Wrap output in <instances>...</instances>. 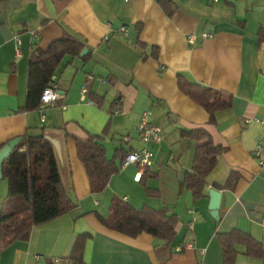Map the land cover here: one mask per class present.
Returning <instances> with one entry per match:
<instances>
[{
	"label": "crops",
	"instance_id": "obj_1",
	"mask_svg": "<svg viewBox=\"0 0 264 264\" xmlns=\"http://www.w3.org/2000/svg\"><path fill=\"white\" fill-rule=\"evenodd\" d=\"M260 31L264 0H0V164L14 142L42 132L75 205L34 227L27 241L4 249L0 264H69L79 236H86L83 264H222L217 235L231 230L248 234L264 249ZM64 35L79 41L89 58L64 59L52 80L64 98L45 110L43 120L37 112H19L25 105L31 49L45 51ZM178 76L231 95L230 107L215 111L209 121V114L179 90ZM83 87L87 92L82 99ZM92 95L104 98L101 107ZM118 99L119 108L110 114ZM143 112L161 130L149 169L155 177L145 183L158 196L146 195L139 184L143 171L136 165L120 169L100 194H91L74 139L100 136L109 123L103 137L106 158L117 151L119 163V156L143 147L136 136ZM196 129L205 130L225 151L206 178L204 195L194 202L180 186L191 169L195 143L180 132ZM127 136L129 142L123 143ZM231 173L239 178L227 190ZM212 191L220 195L215 213L210 209ZM6 193V181L0 178V208ZM114 196L135 210L165 208L174 214L178 222L171 243L102 226L96 215L107 216ZM237 251L235 264H264V254L250 258L243 247Z\"/></svg>",
	"mask_w": 264,
	"mask_h": 264
},
{
	"label": "trees",
	"instance_id": "obj_2",
	"mask_svg": "<svg viewBox=\"0 0 264 264\" xmlns=\"http://www.w3.org/2000/svg\"><path fill=\"white\" fill-rule=\"evenodd\" d=\"M136 30L139 34L141 26L138 25ZM258 39L264 43L263 31L258 33ZM136 46L142 49L145 47L139 40L136 41ZM83 50L84 46L79 41L66 35L50 43L45 51L34 46L28 57L25 105L19 112H37L43 89L52 82L64 59L70 57L86 61L89 55H81ZM156 54L157 50L153 49L152 56L155 57ZM177 85L185 96L209 114V121H212L215 111L231 105V95L191 84L182 76L177 77ZM90 98L97 106L103 105L104 98L95 95ZM119 101L118 99L111 104L110 114L119 108ZM108 130L109 123L100 136L88 135L86 139H74L77 158L86 173L90 193L95 195L100 194L111 176L120 171V162L124 158L119 156L120 161L117 163V151L111 159L106 158L103 137ZM180 136L195 143L191 169L186 172L180 186L182 190L191 193L195 202L204 195L206 178L216 167L225 148L215 146L210 135L203 129L181 130ZM154 177L155 174L150 173L149 169H144L139 179V184L149 197L158 196L145 187L146 180ZM0 178L7 184L6 197L0 208V253L16 242L27 241L34 227L53 221L75 207L60 178L53 148L44 139L42 132L38 135L27 134L19 140L1 161ZM238 178V174L231 173L224 188L232 190ZM96 217L109 230L129 237L146 233L165 245L173 240L178 222L177 217L165 208L153 210L143 207L135 210L116 196L110 202L107 216ZM85 238L86 236H79L76 239L71 255L67 258L69 264H83ZM217 239L222 264H235L239 246L245 249V255L250 258H260L264 254L262 245L239 230L219 233Z\"/></svg>",
	"mask_w": 264,
	"mask_h": 264
},
{
	"label": "built area",
	"instance_id": "obj_3",
	"mask_svg": "<svg viewBox=\"0 0 264 264\" xmlns=\"http://www.w3.org/2000/svg\"><path fill=\"white\" fill-rule=\"evenodd\" d=\"M130 1V0H126ZM216 2L217 0H213ZM120 31H124V28H120ZM209 37L208 34H204L203 38ZM17 41V40H16ZM192 41V40H190ZM18 44V41H17ZM16 56H20L18 48L15 49ZM87 90L85 87L81 90L82 99L84 98ZM64 94L52 81L46 88L43 89L40 103L37 113L40 115L41 120L44 119V112L47 108L52 107L56 102L63 100ZM149 112H143L140 116L139 123L136 128L137 140L143 145L140 150L130 151L121 161V169L126 168L129 165H136L140 170L150 169L153 165L154 151L153 147L161 143V130L152 123L149 119ZM264 125V121H260ZM130 138H122L123 143H128Z\"/></svg>",
	"mask_w": 264,
	"mask_h": 264
},
{
	"label": "water",
	"instance_id": "obj_4",
	"mask_svg": "<svg viewBox=\"0 0 264 264\" xmlns=\"http://www.w3.org/2000/svg\"><path fill=\"white\" fill-rule=\"evenodd\" d=\"M85 53H86V50L84 49V50L82 51V54H81V55H84ZM18 142H19V140L16 141V142H14V145H17ZM10 146L13 147V143H12ZM210 196H211L210 209L215 213L216 208H217V205H218V200H219V196H220V195H219L218 192H216V191H212V192L210 193ZM213 216H214V215H213Z\"/></svg>",
	"mask_w": 264,
	"mask_h": 264
}]
</instances>
